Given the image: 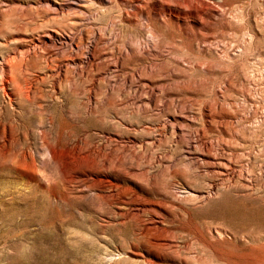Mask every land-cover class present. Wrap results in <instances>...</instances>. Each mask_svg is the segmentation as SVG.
Instances as JSON below:
<instances>
[{
    "label": "rangeland",
    "instance_id": "rangeland-1",
    "mask_svg": "<svg viewBox=\"0 0 264 264\" xmlns=\"http://www.w3.org/2000/svg\"><path fill=\"white\" fill-rule=\"evenodd\" d=\"M66 1L0 0V264H264V0H228L237 19L216 42L232 52L230 86L214 85L222 73L213 85H175L204 77L193 67L142 73L156 87L145 107L131 83L105 80L143 70L123 56L112 67L113 53L144 40L143 19L108 0ZM57 30L105 48L102 67L57 79L62 54L40 45ZM179 48L174 57L198 55ZM213 99L209 121L202 104ZM180 111L205 139L228 142L221 152L250 170V185L239 177L210 191L216 176L200 150L163 125Z\"/></svg>",
    "mask_w": 264,
    "mask_h": 264
},
{
    "label": "bare ground",
    "instance_id": "bare-ground-1",
    "mask_svg": "<svg viewBox=\"0 0 264 264\" xmlns=\"http://www.w3.org/2000/svg\"><path fill=\"white\" fill-rule=\"evenodd\" d=\"M79 1L67 0L66 2L72 5H79ZM108 1L115 5L121 4L125 8L123 12L126 15L131 13L143 19L138 26L146 30L144 40L136 41V45L132 48H124L122 53L119 51L113 53L114 59L112 60L114 72H118V68L121 69V56L133 60L135 66L143 67V72H134L128 78L124 77L121 79L111 77L116 74L110 73L109 77L105 78L109 85L131 83L129 98L133 99V102L139 107L151 106L154 101V89L156 87L143 77V74L148 72L151 74L158 72L166 75L172 69L183 72L186 68L193 67L204 76L198 82L186 77L177 79L175 85H179L178 87H193L196 83L200 86L213 85V76L219 73L223 74V78L214 83L218 91L233 83L229 70L232 52L227 47V44L220 46L216 42V37L218 35L222 36L225 31L231 29L237 19L236 14L228 6V0H120L122 3L118 2L119 0ZM128 3H130V9H133L131 12L127 10L126 4L128 5ZM171 3L174 4V7L170 6ZM56 32L59 33L56 37L51 33H46V38L41 41L40 45L47 48L51 56L52 54H62V57L54 65V71L52 72L55 73L57 79L60 78L63 71L75 72L82 78L91 69L98 70L102 67V58L108 55V51L105 48L100 47L95 42L80 46L75 43L74 36L69 30L63 33L58 30ZM167 32L170 34L168 36L170 40L164 42ZM219 42L221 41L219 40ZM185 43L195 47L198 55L193 57V59L174 57L171 54V50H177L180 46H185ZM33 49L37 50V47L34 46ZM76 51L80 52V56H78ZM145 55L149 56L148 63H137L138 57L139 60L144 61ZM16 56L7 60L8 65L14 61ZM170 60L173 63V68L170 67L171 69L167 67ZM172 71L174 72V70ZM244 78L245 75L243 76ZM92 79L96 81V78ZM167 85L169 86V83ZM79 93H82V91L80 90ZM91 97H93L92 94ZM88 100L90 101L89 98ZM173 104L176 108L180 105L177 102ZM202 105L204 110H208L205 116L210 121L213 111L212 107L217 109L221 104L213 99L212 101L210 100L209 104ZM164 107L165 103L163 102L157 104L159 111H162ZM214 115L218 118L221 117L216 115L215 112ZM212 117L214 116L212 115ZM185 121H187L186 124H184ZM195 121L196 118L192 114L180 111L179 120L168 118L163 122V125L168 126L175 137L185 139L188 148L200 150V153L195 158L205 166L207 171L216 176L215 181L211 184L210 191L220 184L228 183L239 177H243L250 185L252 180L250 170L246 168L247 177L243 176L242 168L236 167L235 163H232L231 158L225 157L221 152L223 146L227 145L228 142L223 139H205V127L197 128ZM233 135H236V131ZM0 189V193L3 195L6 191L3 184ZM143 206L144 203L142 202L136 204L137 209H141ZM155 221L157 222L156 219Z\"/></svg>",
    "mask_w": 264,
    "mask_h": 264
}]
</instances>
